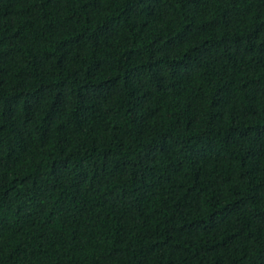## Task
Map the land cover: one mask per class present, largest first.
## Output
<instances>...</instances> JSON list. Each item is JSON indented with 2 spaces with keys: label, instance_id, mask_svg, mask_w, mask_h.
I'll list each match as a JSON object with an SVG mask.
<instances>
[{
  "label": "trees",
  "instance_id": "obj_1",
  "mask_svg": "<svg viewBox=\"0 0 264 264\" xmlns=\"http://www.w3.org/2000/svg\"><path fill=\"white\" fill-rule=\"evenodd\" d=\"M0 264H264V0H0Z\"/></svg>",
  "mask_w": 264,
  "mask_h": 264
}]
</instances>
